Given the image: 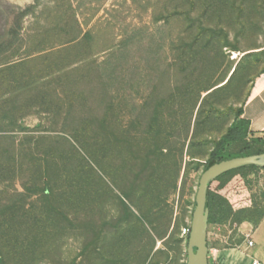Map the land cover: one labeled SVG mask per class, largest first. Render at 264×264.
I'll return each mask as SVG.
<instances>
[{
	"label": "rangeland",
	"instance_id": "1",
	"mask_svg": "<svg viewBox=\"0 0 264 264\" xmlns=\"http://www.w3.org/2000/svg\"><path fill=\"white\" fill-rule=\"evenodd\" d=\"M263 68L264 0H0L7 178L61 214L29 264H186L205 162ZM213 192L210 249L264 262V170Z\"/></svg>",
	"mask_w": 264,
	"mask_h": 264
},
{
	"label": "trees",
	"instance_id": "2",
	"mask_svg": "<svg viewBox=\"0 0 264 264\" xmlns=\"http://www.w3.org/2000/svg\"><path fill=\"white\" fill-rule=\"evenodd\" d=\"M263 71L264 68L261 72ZM241 115L242 111L240 107L237 109L223 135L214 143L202 172L224 160L264 153V134L253 136L249 131L248 122ZM11 149L10 152H7V150L4 152V148L0 147V185H2L0 189V264H29L28 259L31 258L32 252L38 242V226L41 223L47 226V220L44 222L40 220V217L43 216L44 218L46 217L45 219H48L49 216H52V211H55L59 217L61 214L60 211L51 210L49 203L50 191L41 190L40 193L43 194L40 196L37 193L33 194L37 198L33 201L31 198L33 196L26 197L24 193L16 189L15 184L11 182L13 178H11L12 180L7 178L8 174H14L18 168L17 148L12 144ZM4 153L5 155L7 154L6 157L9 160L6 165ZM258 169L253 166L239 168L219 176L209 185L206 193L208 225L217 223L218 221L224 222L223 219L225 217L222 219L220 217L224 213L228 216L231 214L230 207L225 211L221 210L223 204H218L220 197L213 192L214 186L217 183L225 181L235 172ZM261 169L264 170V168ZM38 209L39 212L37 211ZM263 217L264 213L260 215L255 214L249 221L255 225ZM241 221L243 220H237V222Z\"/></svg>",
	"mask_w": 264,
	"mask_h": 264
},
{
	"label": "water",
	"instance_id": "3",
	"mask_svg": "<svg viewBox=\"0 0 264 264\" xmlns=\"http://www.w3.org/2000/svg\"><path fill=\"white\" fill-rule=\"evenodd\" d=\"M247 166L264 168V153L224 160L210 166L202 173L188 235L186 264H208L206 193L209 185L219 176Z\"/></svg>",
	"mask_w": 264,
	"mask_h": 264
},
{
	"label": "crops",
	"instance_id": "4",
	"mask_svg": "<svg viewBox=\"0 0 264 264\" xmlns=\"http://www.w3.org/2000/svg\"><path fill=\"white\" fill-rule=\"evenodd\" d=\"M241 117L244 118L249 124V131L253 136H261L264 134V71L261 72L251 83L247 96L242 103ZM264 219L259 223L258 228L263 225ZM242 225L239 227V231ZM251 225L248 224L246 231L241 232L242 235H248V238L252 241V246L247 247L251 249L254 246V242L259 245V238L252 240ZM211 228L209 224L207 226V248H208V261L209 264H250L251 259L255 258L253 256L252 250L248 253H239L236 250H211ZM257 259V258H256ZM259 260V259H258ZM261 261V260H260ZM263 262V261H262Z\"/></svg>",
	"mask_w": 264,
	"mask_h": 264
},
{
	"label": "built area",
	"instance_id": "5",
	"mask_svg": "<svg viewBox=\"0 0 264 264\" xmlns=\"http://www.w3.org/2000/svg\"><path fill=\"white\" fill-rule=\"evenodd\" d=\"M246 240H245V243L247 245V247H251L252 246V241L248 238V235L245 236ZM250 264H264V262L256 259V258H253L251 259L250 261Z\"/></svg>",
	"mask_w": 264,
	"mask_h": 264
},
{
	"label": "bare ground",
	"instance_id": "6",
	"mask_svg": "<svg viewBox=\"0 0 264 264\" xmlns=\"http://www.w3.org/2000/svg\"><path fill=\"white\" fill-rule=\"evenodd\" d=\"M226 83V82H225ZM222 85H224V84H222Z\"/></svg>",
	"mask_w": 264,
	"mask_h": 264
}]
</instances>
